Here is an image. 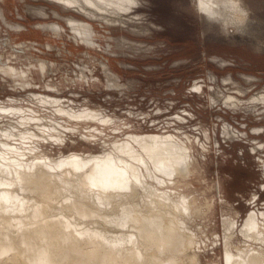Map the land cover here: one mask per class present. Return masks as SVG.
Here are the masks:
<instances>
[{
  "label": "bare ground",
  "instance_id": "obj_1",
  "mask_svg": "<svg viewBox=\"0 0 264 264\" xmlns=\"http://www.w3.org/2000/svg\"><path fill=\"white\" fill-rule=\"evenodd\" d=\"M54 1L104 16L139 2ZM236 2L198 5L228 24L238 16ZM0 15L8 21L2 7ZM68 20L91 40L92 22L74 14ZM46 25L61 30L59 22ZM17 57L21 63L0 61V76L15 87L43 82L38 86L50 92L0 98V264H264V207L249 208L240 220L221 180H208L207 156L196 154V138L141 129L139 119L126 121L99 106L75 107L73 99L54 94L65 82L54 80L48 60ZM81 76L89 83L84 71ZM227 95V103H241ZM252 100L264 102V92ZM224 132L231 135L229 127ZM70 141L84 146L67 152ZM219 201L223 229L215 221L209 234L205 227L216 220Z\"/></svg>",
  "mask_w": 264,
  "mask_h": 264
},
{
  "label": "rangeland",
  "instance_id": "obj_2",
  "mask_svg": "<svg viewBox=\"0 0 264 264\" xmlns=\"http://www.w3.org/2000/svg\"><path fill=\"white\" fill-rule=\"evenodd\" d=\"M243 6L248 23L237 34L201 9L198 0H139L128 12L105 16L54 0H0L8 20L0 15V61L46 59L54 80L65 82L54 94L73 99L75 107L99 106L126 121L139 119L141 129L196 138V154L207 156L208 180H221L241 220L249 208L264 207V148H259L264 102H252L264 92V0H243ZM72 14L93 23L90 41L72 27ZM52 22L61 24L59 32L44 27ZM82 71L89 83L82 80ZM108 71L117 74L116 80H108ZM11 80L0 76V98L50 92L38 86L43 82L23 88ZM227 93L238 95L241 103H227ZM227 127L231 135L224 132ZM70 142L67 152L84 146ZM256 191L260 199L253 202ZM215 217L205 227L209 234L215 221L223 229L221 201Z\"/></svg>",
  "mask_w": 264,
  "mask_h": 264
},
{
  "label": "clouds",
  "instance_id": "obj_3",
  "mask_svg": "<svg viewBox=\"0 0 264 264\" xmlns=\"http://www.w3.org/2000/svg\"><path fill=\"white\" fill-rule=\"evenodd\" d=\"M236 8L238 16L235 20L230 21L228 24L224 25L225 27H231L237 29V34H243V30L246 28L247 20V11L243 8V0H237Z\"/></svg>",
  "mask_w": 264,
  "mask_h": 264
}]
</instances>
